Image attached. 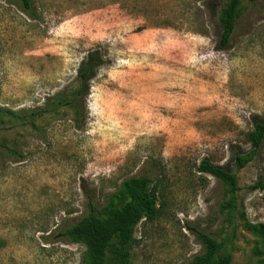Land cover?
<instances>
[{
    "label": "rangeland",
    "instance_id": "rangeland-1",
    "mask_svg": "<svg viewBox=\"0 0 264 264\" xmlns=\"http://www.w3.org/2000/svg\"><path fill=\"white\" fill-rule=\"evenodd\" d=\"M231 0H0V264H86L64 233L122 206V185L150 177L156 215L136 228L132 264H188L210 235L231 264H261L264 145L246 167L253 119L264 120V0L240 1L228 48L219 18ZM101 65L77 128L70 96L88 53ZM236 174L240 190L203 173ZM262 184L263 188H253Z\"/></svg>",
    "mask_w": 264,
    "mask_h": 264
},
{
    "label": "trees",
    "instance_id": "trees-1",
    "mask_svg": "<svg viewBox=\"0 0 264 264\" xmlns=\"http://www.w3.org/2000/svg\"><path fill=\"white\" fill-rule=\"evenodd\" d=\"M240 1L231 0L222 10L219 18L220 47L226 49L230 46L232 37L236 31V24L240 17ZM254 3L258 0H249ZM23 11L33 16L31 0H22ZM101 54L97 50L88 53L77 73V88L66 96L61 93L53 99H49L44 112H53L57 109L70 107L74 110L77 128H82L85 118V100L90 91V83L96 77L101 65ZM253 127L247 134V142L251 151L247 155L234 154L237 168L243 169L255 158L264 145V120L254 118ZM199 170L212 175L230 186L231 194L236 196L240 190L236 174L227 168L215 166L205 160ZM150 177L131 178L122 185L120 196L127 199L120 206H110L108 216L101 220L95 217V208L90 204V216L79 224L71 227L64 233L73 242L87 247L86 264H132L131 250L138 243L135 231L143 219L152 220L157 212L156 198L152 191ZM253 188H263L258 184ZM248 229L258 236L261 247L257 248L254 255L264 264V224L248 225ZM198 239L204 246V253L195 256L188 264H231L230 255H221V246L210 235L199 232Z\"/></svg>",
    "mask_w": 264,
    "mask_h": 264
}]
</instances>
